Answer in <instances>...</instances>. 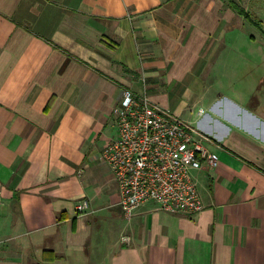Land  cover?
<instances>
[{
	"label": "crops",
	"instance_id": "0c3cea01",
	"mask_svg": "<svg viewBox=\"0 0 264 264\" xmlns=\"http://www.w3.org/2000/svg\"><path fill=\"white\" fill-rule=\"evenodd\" d=\"M250 22L225 0H0V264H264V91L211 87ZM125 87L208 135L200 212L123 214L100 153Z\"/></svg>",
	"mask_w": 264,
	"mask_h": 264
},
{
	"label": "built area",
	"instance_id": "2783aa9c",
	"mask_svg": "<svg viewBox=\"0 0 264 264\" xmlns=\"http://www.w3.org/2000/svg\"><path fill=\"white\" fill-rule=\"evenodd\" d=\"M200 108L198 113H203ZM116 135L100 157L118 182L119 205L129 218L154 200L171 213L196 214L204 208L195 170L218 165L219 157L205 141L208 135L146 93L122 88L114 107ZM3 205L0 193V219ZM88 200L77 203L79 210ZM1 251V240H0Z\"/></svg>",
	"mask_w": 264,
	"mask_h": 264
},
{
	"label": "rangeland",
	"instance_id": "374dc122",
	"mask_svg": "<svg viewBox=\"0 0 264 264\" xmlns=\"http://www.w3.org/2000/svg\"><path fill=\"white\" fill-rule=\"evenodd\" d=\"M231 0H225L227 6L230 5ZM235 2L239 3L245 10H248L250 13L251 18L257 22L264 34V0H234ZM249 22V21H248ZM250 24V29L252 31H257L259 34L257 36V43L255 42H248L247 47L243 49H238L240 51L241 57L237 58V63L234 65V71L229 70V68H233L230 64L223 70L226 75V79H222V84H212L211 87H235L239 89L244 94L248 93L250 89L253 87L255 89L263 90L264 91V80H257L260 77V73L263 70L264 62L260 63L258 66L255 64L254 60L257 58L262 61L264 60V36L262 37V33L260 32L259 28L254 25L253 23ZM246 39H250L249 37ZM205 50V49H204ZM235 62V61H232ZM211 64H197L196 69L199 68V72H203L205 70L208 72L210 70ZM262 67V68H261ZM234 77L232 80H229V77ZM259 81V82H257ZM258 85V88L256 86ZM210 88V87H209ZM199 107V104L196 105L194 110ZM200 108L197 110V112Z\"/></svg>",
	"mask_w": 264,
	"mask_h": 264
},
{
	"label": "trees",
	"instance_id": "16d2710c",
	"mask_svg": "<svg viewBox=\"0 0 264 264\" xmlns=\"http://www.w3.org/2000/svg\"><path fill=\"white\" fill-rule=\"evenodd\" d=\"M233 8H235L239 13L243 14L245 17H247L250 21L255 22L248 11H246L239 3L235 2L234 0L230 1Z\"/></svg>",
	"mask_w": 264,
	"mask_h": 264
}]
</instances>
